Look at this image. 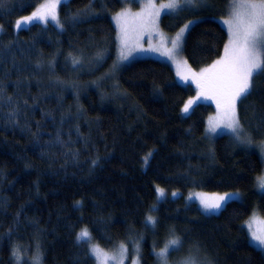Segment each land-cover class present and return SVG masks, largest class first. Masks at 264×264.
Here are the masks:
<instances>
[{
    "label": "trees",
    "instance_id": "16d2710c",
    "mask_svg": "<svg viewBox=\"0 0 264 264\" xmlns=\"http://www.w3.org/2000/svg\"><path fill=\"white\" fill-rule=\"evenodd\" d=\"M229 1L209 0L188 30L182 52L192 68L222 55L228 32L216 17ZM44 2L0 0V264H14V248L31 244L42 264H94L92 244L138 246L140 264H158L173 239L208 264H264L244 227L254 210L264 217L263 160L228 134L207 136V116L222 108L199 102L184 115L195 89L160 59L115 66L113 16L124 0H68L59 23L16 27ZM184 19L164 15L161 24L173 32ZM252 85L237 109L260 142L264 75ZM190 191L243 197L207 214L185 199ZM83 229L90 240H78Z\"/></svg>",
    "mask_w": 264,
    "mask_h": 264
},
{
    "label": "rangeland",
    "instance_id": "374dc122",
    "mask_svg": "<svg viewBox=\"0 0 264 264\" xmlns=\"http://www.w3.org/2000/svg\"><path fill=\"white\" fill-rule=\"evenodd\" d=\"M65 1L68 0H45L42 5L35 9L32 13L20 18L19 21L23 20L26 17H30L34 12H37L38 10H42L48 12V19H51V16L54 14L56 16V20H51L55 23H59L57 19L58 8L59 5ZM169 2L170 0H124V8L115 13V15L113 16V22L117 29L118 54L116 57L115 66L120 67L138 58L160 59L170 64V66L174 69L176 79L180 84L184 86H191L195 89V95L193 96V98L190 99L191 101H193V103L189 107V111L187 113L183 111L184 115H188L191 112L192 108L195 106V104L199 102H208L215 105V107L217 108H222V106H218V97L213 92L208 90H205L202 93L201 87L198 86V84L202 83L204 79L201 76V73H203L205 69H212V66L216 64L217 61L223 60L224 51L222 55L218 59H216L212 64L202 69L192 68L187 63L182 52L184 39L188 30L198 19L201 18L200 12H204L207 9H211V4L209 0H192L191 4L185 3V0H178L179 7L177 9L170 10L166 8H161L162 4H167ZM237 2H239V0H237ZM253 2H259V0H253ZM47 4H56V7L55 9L51 10L44 9L43 6ZM228 4L229 5H227V8L225 9L227 15H220L216 17L227 29L228 40L226 45H228L230 40V31L224 21L231 20L233 18V0H231V2L229 1ZM150 5H154V7H150ZM157 11L159 13L158 16L151 15ZM190 13L194 15L188 16V14ZM164 15H170L172 19H184V16H188V18H185L183 24H181L175 31L170 32L162 27L161 19ZM151 19L155 20L154 24L149 22ZM35 20L45 22V20L43 19ZM185 25H188V28L183 34L182 45L179 50H174L173 41H175L177 34L182 28L185 27ZM169 51L174 52V59H170L169 56L166 54ZM122 54L126 55L127 59H123ZM220 67L221 66L218 65L217 69L213 70V72L218 71ZM212 74L213 73L210 72L207 75L210 77ZM109 76L110 75H107V77ZM188 102L185 104V106L188 104ZM238 102L239 100H237L236 102V115L239 119L237 109ZM185 106L183 107V109L185 108ZM221 111L215 110L207 116V136L210 139H215L219 135L228 134L230 137H232L233 143H235L237 146L249 148L251 150L256 151L263 160V169L256 178V188L260 191H264V189L260 187V180L264 179V141L255 142L252 138L251 133H249L244 128L240 120L239 128L235 132L231 128L224 127L222 121L220 122V126L216 128L215 132H211L209 130L211 127L210 122L218 121L221 115ZM237 135L239 136V138H237ZM226 194H235L232 199H238L243 197V194L240 191H232L225 193L190 191L186 193L184 197L187 201L196 202L201 207L203 212L210 214L219 212L225 206V204H222V207L219 210L206 211L201 203V199H211L213 197L224 196ZM159 195L163 196L164 192L163 195ZM169 195L174 198L179 196L180 192H170ZM244 227L247 230L249 241L251 242V244L260 248L253 238V233L264 234V217L261 216L258 210H254L252 212L250 217L244 222ZM169 242L170 240H166L164 247L160 249L158 253L164 250L165 246L169 245ZM93 246L97 245L92 244L90 246V249ZM37 247L38 246H36V244H31L30 246L25 245L22 249L19 247H15V255L13 254L14 264H36L37 260L38 264H42V253L38 251ZM138 248V246H135L133 250H128L125 247L119 246L117 249L111 251H107L102 248L100 249L103 253L107 254L108 259L106 260V264H140V257L137 252ZM181 248L182 245L180 244V242L178 247L169 246L168 254L166 257L167 264H208L204 262V258L201 256L194 257L191 254L190 256H187V253L183 252ZM93 258L94 264H101L99 259L94 256ZM158 260V264H165L164 259H162L160 256H158Z\"/></svg>",
    "mask_w": 264,
    "mask_h": 264
},
{
    "label": "snow or ice",
    "instance_id": "6c2138e0",
    "mask_svg": "<svg viewBox=\"0 0 264 264\" xmlns=\"http://www.w3.org/2000/svg\"><path fill=\"white\" fill-rule=\"evenodd\" d=\"M185 3L191 4L192 0H185ZM233 13L231 20H225L224 23L230 31V40L224 50L223 60L217 61L212 66V69H205L201 76L204 78L202 83L198 84L201 87L202 93L205 90L213 92L218 97V106H222L221 115L218 121L210 122V131L215 132L222 121L224 127L231 128L235 132L239 128V119L236 115V102H243L252 92V78L254 76L264 75V0L253 2V0H233ZM44 9H55L56 4H47ZM154 7V5H150ZM179 7L178 0H170L167 4H162L161 8L170 10ZM158 11L151 14L158 16ZM35 19H43L47 21L48 12L38 10L30 17H26L21 21H17L16 27L21 28L24 24ZM51 19L56 20L53 14ZM155 23L154 19L149 21ZM188 25L180 30L175 41H173V49L179 50L183 41V34L187 30ZM2 31V29H0ZM170 59L175 58L172 51L166 53ZM123 59H127L126 55L122 54ZM78 63V61H77ZM221 66L218 71L217 66ZM212 72L209 77L207 74ZM193 101H189L183 111L187 113ZM237 138L239 136L237 135ZM260 187L264 189V179L260 180ZM161 195L163 191L161 190ZM235 194H226L224 196H216L211 199L202 198L201 203L206 211L219 210L222 204H226ZM151 223H155L152 217L148 218ZM254 241L257 242L261 250H264V234L253 233ZM78 240H90V233L87 229L81 230ZM169 246L178 247L179 240L173 239L165 249L158 253L165 264ZM15 255V253H14ZM90 255H93L100 260L101 264H106L108 259L107 254L103 253L98 246H93L90 249ZM38 264V260L36 262Z\"/></svg>",
    "mask_w": 264,
    "mask_h": 264
}]
</instances>
